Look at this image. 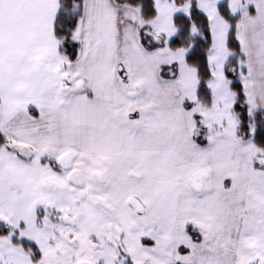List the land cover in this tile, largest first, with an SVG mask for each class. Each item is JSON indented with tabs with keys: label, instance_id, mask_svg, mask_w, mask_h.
I'll list each match as a JSON object with an SVG mask.
<instances>
[{
	"label": "snow or ice",
	"instance_id": "snow-or-ice-1",
	"mask_svg": "<svg viewBox=\"0 0 264 264\" xmlns=\"http://www.w3.org/2000/svg\"><path fill=\"white\" fill-rule=\"evenodd\" d=\"M0 264H264V0H0Z\"/></svg>",
	"mask_w": 264,
	"mask_h": 264
}]
</instances>
